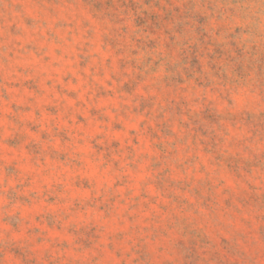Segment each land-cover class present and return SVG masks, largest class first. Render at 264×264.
Instances as JSON below:
<instances>
[{
  "label": "rangeland",
  "instance_id": "obj_1",
  "mask_svg": "<svg viewBox=\"0 0 264 264\" xmlns=\"http://www.w3.org/2000/svg\"><path fill=\"white\" fill-rule=\"evenodd\" d=\"M0 264H264V0H0Z\"/></svg>",
  "mask_w": 264,
  "mask_h": 264
}]
</instances>
